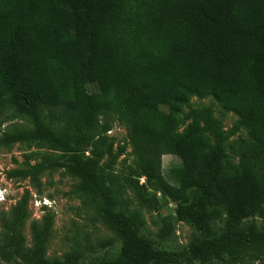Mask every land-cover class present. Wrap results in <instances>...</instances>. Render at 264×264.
Wrapping results in <instances>:
<instances>
[{
	"label": "trees",
	"instance_id": "1",
	"mask_svg": "<svg viewBox=\"0 0 264 264\" xmlns=\"http://www.w3.org/2000/svg\"><path fill=\"white\" fill-rule=\"evenodd\" d=\"M194 96H212L238 119L226 130L212 105L185 111ZM115 122L126 128L134 156L121 178L113 166L122 150L107 145L106 136ZM241 128L248 136L229 142ZM19 142L61 155L28 163L10 176L29 178L40 192L46 171L63 169L77 178L71 193L80 201L78 209L94 227L100 222L114 232L121 248L114 258H90L112 242L78 232L62 258L51 260L49 214L42 225H32L34 242L27 248L21 231L26 192L13 217H2L7 233L0 235L1 260L259 264L264 0H0V149ZM228 144L234 156H228ZM165 154L181 160L178 185L163 174ZM141 176L155 192L144 188ZM127 187L141 208L160 209L159 195L171 199L175 218L192 223L197 234L178 250L155 247L141 233L146 218L142 209H130ZM223 218L224 225L216 227ZM161 219L158 234L166 239L174 217Z\"/></svg>",
	"mask_w": 264,
	"mask_h": 264
},
{
	"label": "rangeland",
	"instance_id": "2",
	"mask_svg": "<svg viewBox=\"0 0 264 264\" xmlns=\"http://www.w3.org/2000/svg\"><path fill=\"white\" fill-rule=\"evenodd\" d=\"M94 89L95 87L93 85L88 86L90 92H93ZM202 105H212L214 107L216 117L223 121L226 130H229L238 119V116L234 112H224L222 105L212 96H194L184 110L188 111L190 107H200ZM9 123L6 122L3 128L9 126ZM184 128L185 125L181 127V130ZM106 136L107 145H111L114 151L122 150L116 164L113 166L114 172L121 178L129 174V165L133 163L134 159L127 130L123 125L115 122ZM241 136H248V130L246 128H241L236 135L230 138L229 142ZM227 147L228 156H234L229 144ZM86 150L87 154H89L91 146H87ZM58 155H61V152L37 143L29 144L19 142L11 148L0 149V187L3 188L0 191V235L4 236L7 233V229L2 223V217L6 216L11 219L18 202L28 192L27 216L21 227L27 248L32 247L34 242L32 225L35 223L42 225L44 223V217L49 214L53 216L51 232L47 242V257L49 259L62 258L64 252L69 250L73 236L78 232L81 234L89 232L96 240H111L112 242L107 248H97L94 253L89 254L90 258L103 256L106 258L116 257L121 248V240L102 223H97L95 227L91 225L86 219V216L78 209L80 201L71 193L74 184L77 182V178L65 174L63 169L52 172L46 171L41 176L43 185L42 192H40L29 178L10 176L9 174L11 170L26 168L28 163H36L46 156ZM107 159L108 156L106 155L102 163L107 161ZM233 160L237 161V158H233ZM227 163L228 161H226V165ZM180 166L181 160L177 156L173 154L163 155V174L172 184L178 185V169ZM140 182L144 184V188L148 189L151 194L155 192L146 184V178L144 176L140 177ZM125 195L133 200V205L130 207L131 210L136 208L142 209L146 218V225L141 228V233L150 238L155 247L168 251L178 250L186 247L197 234L192 223L175 218L176 204L171 199L159 195L161 208L158 210H150L141 208L132 188L127 187ZM166 215L174 217V229L169 237L160 239L158 232L162 226L161 218ZM257 220L260 223V219L257 218ZM223 225L224 218L215 221L216 227L221 228ZM260 261L259 264H264V257ZM0 264L15 263L14 261L5 262L0 259ZM195 264H199V262ZM204 264L222 263L214 259Z\"/></svg>",
	"mask_w": 264,
	"mask_h": 264
},
{
	"label": "built area",
	"instance_id": "3",
	"mask_svg": "<svg viewBox=\"0 0 264 264\" xmlns=\"http://www.w3.org/2000/svg\"><path fill=\"white\" fill-rule=\"evenodd\" d=\"M3 190V188L2 187H0V191H2ZM5 197V196H4Z\"/></svg>",
	"mask_w": 264,
	"mask_h": 264
}]
</instances>
